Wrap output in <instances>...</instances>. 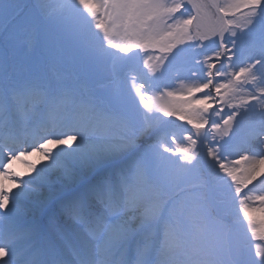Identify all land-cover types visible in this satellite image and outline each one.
Returning <instances> with one entry per match:
<instances>
[{"label": "snow or ice", "instance_id": "obj_1", "mask_svg": "<svg viewBox=\"0 0 264 264\" xmlns=\"http://www.w3.org/2000/svg\"><path fill=\"white\" fill-rule=\"evenodd\" d=\"M42 35L86 66L115 67L150 46L164 54L161 64L172 63L181 45L215 44L195 62L188 116L158 108L192 126H181L186 146L161 133L136 77L130 109L119 93L80 94L42 60L22 57ZM242 121L248 136L232 143ZM198 144L206 173L197 169ZM37 152L46 163L29 164L35 174L24 179L13 162ZM234 152L244 155L228 161ZM108 165L106 177L70 190L55 237L27 220L25 203L53 176L76 184L82 170ZM254 181L264 186V0H0V264H264V220L249 214L245 191ZM256 200L264 205V195ZM245 221L262 243H245Z\"/></svg>", "mask_w": 264, "mask_h": 264}, {"label": "rangeland", "instance_id": "obj_2", "mask_svg": "<svg viewBox=\"0 0 264 264\" xmlns=\"http://www.w3.org/2000/svg\"><path fill=\"white\" fill-rule=\"evenodd\" d=\"M229 2L230 0H223L222 3L226 4ZM242 19V15L238 13L236 17L237 23H241ZM52 37L54 36L42 35L36 41L32 50L28 51L27 49H23L21 51V56L31 61L42 60L48 74L59 76L62 79L70 78V81L72 82L71 85H73L74 89V85L76 86L78 82L77 80H79L80 82V80L88 78L89 81H96L95 86H98V92H104V95L106 96L108 95V92L110 93V95L113 93H119V97L124 102V104L128 108L134 109V102L132 100H128L122 85H118L115 90L105 87V82L107 81L109 76H115L119 73H130V75L123 78L124 82H126L127 84L133 83V77H136L135 81H138L139 84L145 85V88L147 89V96L151 98L150 103L153 104L156 114L162 117L164 121L162 122L163 124H160V129L165 126H173L174 124H182L187 128L192 127L191 125H187L186 119L180 120L179 115L176 117L163 116V113L159 112L158 108L159 106L164 105L174 109H184V111L180 114L185 115L186 117L188 116L190 110L188 109L187 105L184 102H181L180 99L175 98L173 95L168 96L167 93L172 92L174 90L175 82L181 80V74H184L185 72H197V75H199L198 70L194 67L195 62L198 60H202L206 55L211 56L212 49H214L216 45L209 44L208 41H204L203 43L205 47L203 50L195 48V45H193V48L191 50L181 45L179 47H181L183 50L177 54V56L172 60V63H168V61L165 60L164 64H161L157 57L163 56L164 54L161 53L158 48H153L150 46L143 50H134L137 53L135 56H133L129 61L124 62L122 64H118L115 67L110 63H105L96 66H86L82 65L81 62L73 56L72 62H68L69 64H67V62H63V64H61L57 61V56L55 55V53L52 52L51 54L50 50H48V53L50 52L51 54L49 58L44 57L41 52V48L47 49L50 42H56L55 39L51 40ZM117 39H119V37ZM189 51L192 52L193 56L189 53ZM27 52L30 53L27 55ZM145 61H148V63L146 64ZM152 68H155L156 71L153 72ZM65 69L67 70L66 72H68L69 76H65V72H63V70ZM189 69H191V71H189ZM130 70L132 71L130 72ZM192 79L194 82H198L195 77H193V75ZM159 83L160 86H156ZM81 86L84 85H79V87ZM84 87H86V85ZM211 105L213 108L217 107L214 101H212ZM223 115L225 114L223 113ZM208 126L210 125H205V128H207ZM197 151L200 155V161L197 169L201 170L203 173H206L208 170V165L205 159L206 148L204 147V145L198 144ZM185 179L189 184L196 183L197 180L195 170L193 171V173L189 174ZM209 227H212V225L210 224ZM242 230L243 228H241L240 231ZM249 239L251 241H254L258 238H253L250 236L245 240V243H247Z\"/></svg>", "mask_w": 264, "mask_h": 264}, {"label": "bare ground", "instance_id": "obj_3", "mask_svg": "<svg viewBox=\"0 0 264 264\" xmlns=\"http://www.w3.org/2000/svg\"><path fill=\"white\" fill-rule=\"evenodd\" d=\"M220 3L222 4V0H220ZM131 71L132 70H130V72ZM65 75L69 76L68 72H65ZM128 75H130V73H119L115 76H109V78L105 82V87L115 90L118 85H122L125 90L126 97L128 98V100H132L136 107V105L138 104V97L135 93L133 83L127 84L126 82H124L123 79ZM194 83L197 82L193 81L191 72L181 74V80L175 82V87L172 91L173 96L175 98L180 99L181 102L188 100L189 96L187 92V87L192 86ZM135 84L139 85V82L135 81ZM76 91L80 94H85L84 88H80ZM196 98L201 99L202 95L198 93L196 94ZM209 103L211 104L212 101H209ZM197 107H200V105H197ZM223 107L225 116L231 113V109H229L227 105H224ZM140 108L142 109V105H140ZM217 120L219 121V118H217ZM249 126V121H242L239 124L234 123L235 135L232 137V143L241 142L246 139L250 131ZM164 132H167L169 134V140H171L172 138L171 134L173 132L176 133L177 144L186 146L187 141H184L182 139L184 133L178 125L162 128L161 133ZM171 146L173 148L176 147L175 144ZM250 154L251 153H249V155ZM177 155H179V153H177ZM242 155H244L243 152H234L233 154L228 156V161L234 162L236 160H239L240 156ZM31 163H36L37 169H39L42 164L46 162L41 159L40 154L37 152L33 153L31 156L26 154L23 160L14 161L12 167L15 172L24 174V179H28L30 175L35 174L34 172L29 173L28 171L29 164ZM242 165L243 162L241 165H235V167L240 168ZM112 170V165L105 166L95 172H89L87 169L82 170L78 176V182L76 184H70L67 180L58 181L56 177L53 176V182L48 186L40 188L39 192L25 203V206L23 207L22 211L26 213V218L29 222L35 221L41 226L46 235L55 237L58 229L63 226L66 222V216L64 213V203L70 195V190L73 188H75L76 190H80L89 183H95L96 181L106 177L109 173L112 172ZM8 183L10 184L11 181H8ZM17 183H19V181H17ZM249 189H252L249 194L253 197V199L249 202V214L256 221L264 220V211H261V209H264V205H262L258 200H256V197L264 195V186H261L260 184L254 181L253 184H250L248 186V189H245V191L247 192ZM13 191H15V189ZM245 223L247 224L246 221ZM240 232L244 240L251 236V232L246 230V228H243V230ZM252 243L253 245H255L256 243H262V241H260L258 238L252 241Z\"/></svg>", "mask_w": 264, "mask_h": 264}]
</instances>
